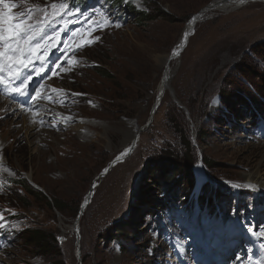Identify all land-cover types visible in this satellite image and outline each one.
I'll list each match as a JSON object with an SVG mask.
<instances>
[{
    "label": "rangeland",
    "instance_id": "374dc122",
    "mask_svg": "<svg viewBox=\"0 0 264 264\" xmlns=\"http://www.w3.org/2000/svg\"><path fill=\"white\" fill-rule=\"evenodd\" d=\"M115 1L121 4L12 0L14 12L36 9L29 23L53 17L61 5L68 8L57 27L76 22L50 52L42 77L30 81L24 104L0 86V97L28 108L23 113L38 138L33 149L21 116L13 120L0 102V212L7 220L0 264H249L253 236L264 238L257 228L264 190L245 185L240 172L264 168V3L203 13L171 62L169 87L182 106L166 90L138 131L186 22L218 0ZM76 29L73 48L100 40L66 57L63 41ZM65 59L71 63L61 70ZM32 89L41 93L36 101ZM54 109L86 120L92 137L75 133ZM134 133V149L119 162ZM33 228L44 234L43 250L25 235Z\"/></svg>",
    "mask_w": 264,
    "mask_h": 264
},
{
    "label": "snow or ice",
    "instance_id": "6c2138e0",
    "mask_svg": "<svg viewBox=\"0 0 264 264\" xmlns=\"http://www.w3.org/2000/svg\"><path fill=\"white\" fill-rule=\"evenodd\" d=\"M244 3V0H239ZM17 4L12 0H0V86H3L8 95L27 96L31 88L30 81L35 77H42L46 71V65L50 59L52 50H60L61 37L68 30V25L76 21H65L57 27V19L64 14L67 5H61L60 10L51 18H46L43 21L33 24L29 23L31 13L36 9H26L24 11L14 12ZM53 9H57V5H52ZM47 15V14H46ZM89 26L93 23L92 19L87 20ZM79 29L74 30L68 40L63 41V55L72 56L84 47L91 46L100 40L99 36L92 39L81 40L75 48L70 46L71 41L78 33ZM87 35H91L88 32ZM174 55L177 53H173ZM55 63V62H53ZM65 63H71V60H61L57 67L63 69ZM37 64L40 67H37ZM71 71V68L67 69ZM55 74V73H54ZM35 95L31 97L36 101L41 97V93L37 89H32ZM57 91L53 89V92ZM83 95V94H75ZM89 103H91L89 101ZM14 114V113H13ZM2 118V117H0ZM127 150L121 155H125ZM119 159V157H117ZM105 172L108 169H104ZM239 187V185H235ZM253 187L252 185H247ZM7 225V220L0 212V229ZM14 227V226H13ZM251 232L252 230L249 229ZM256 234V233H254ZM264 236V232L258 233Z\"/></svg>",
    "mask_w": 264,
    "mask_h": 264
},
{
    "label": "bare ground",
    "instance_id": "6f19581e",
    "mask_svg": "<svg viewBox=\"0 0 264 264\" xmlns=\"http://www.w3.org/2000/svg\"><path fill=\"white\" fill-rule=\"evenodd\" d=\"M257 1L264 3V0H244V3H240L239 0H218V1L212 2L211 4L205 6V8L200 10L198 13L194 14L186 22V24L182 30V33L179 37V40L177 41L176 45L172 48V51L170 52V54L166 57L163 73H162V75H161V77H160V79L156 85V89L154 92V103L152 105V108L156 104L160 103V100L164 96L166 90L169 89V82L172 78V75H173V72L175 69L171 65V62H173L174 60H177L179 53L183 50V48L187 44V41H188V38L191 34L193 26L196 24L197 21H199V19H201L203 13L207 12V11L230 12L232 10L239 8V7H243L244 5H246L248 3L257 2ZM76 3L80 4V2H76ZM174 52L177 54L174 55L173 54ZM18 100H20L21 104H24V99L22 96H20L18 98ZM0 102L2 104V107H5L12 114L14 113L12 116L13 120L17 119L18 116H21L22 126L26 129L27 135H32V137L34 138V140L32 141V146H33L32 148L34 149L36 147V143H37L36 139L38 140V138H37V134L35 131L36 125L33 123V121L30 120L31 118H28L24 114L25 110L28 111V108L23 106V105H19V106L11 105V102L9 101L8 98L0 97ZM54 111L55 112L53 114L62 115V118H63L62 121H64L73 131H75V133H77L81 137L88 138V139L92 137L94 132L91 129V127L87 124L86 120L81 119L79 117H74L72 115H69L66 112L61 113L59 109H54ZM48 115H49V113H48ZM102 125L104 126V124H102ZM0 129H1V127H0ZM134 136H135V133L127 139V142L124 141L123 150L121 151V153H124L126 150H127V153L123 156L120 153V155L118 156L119 162H121L123 159H125L134 149V146L136 144V142L133 140ZM135 138L137 139L136 136H135ZM262 146H263L262 147L263 149L261 151V158H262V161H264V142H262ZM112 161H114V159ZM108 167H109V165H108ZM105 169H107V168H105ZM240 177H241V180L243 182H245L244 183L245 185H252L256 188H260V189L264 190V168H261V163L258 165H254V166H249V167L246 166L245 169L241 170ZM95 185H96V183H94V185L91 187V189L88 190V192L84 198V202L82 203L83 205H81L82 209L85 208L86 205L89 203L88 201L90 200V198L92 196L93 189H94ZM73 226H75V225L73 224ZM257 228L260 229L261 232H264V223L259 225ZM253 239H254L253 241H254V245H255V256H254V260H251L249 264H264V238L260 239L257 235H254Z\"/></svg>",
    "mask_w": 264,
    "mask_h": 264
},
{
    "label": "trees",
    "instance_id": "16d2710c",
    "mask_svg": "<svg viewBox=\"0 0 264 264\" xmlns=\"http://www.w3.org/2000/svg\"><path fill=\"white\" fill-rule=\"evenodd\" d=\"M110 3H118L121 4L118 1L115 0H108ZM115 3V4H116ZM140 15L145 17L144 12H140ZM20 184L25 188V190L30 193L32 196L35 197H42L43 195L41 194V192L37 189H35L33 186H31L28 182H26L25 180H20ZM53 205L57 210L62 211L64 208L61 204H59V202L55 199H52ZM27 234L28 238L30 239V244L37 250H43L44 247H47L46 245V241H45V237L44 234L42 233L40 228H33L30 230H26L25 231V235Z\"/></svg>",
    "mask_w": 264,
    "mask_h": 264
},
{
    "label": "water",
    "instance_id": "95a60500",
    "mask_svg": "<svg viewBox=\"0 0 264 264\" xmlns=\"http://www.w3.org/2000/svg\"><path fill=\"white\" fill-rule=\"evenodd\" d=\"M168 91H169L170 95L173 97V99L177 102V104H179L180 106H182L181 103H180L178 100L175 99V95H174L173 90L171 89V87H169ZM159 104H160V103H159ZM159 104H156V105L151 109V112H150V114H149V120L147 121V123H146L143 127H139L138 131H142L145 127H147L148 124H150V122H151L152 119H153V115H154L156 109L158 108ZM116 161H117L116 159H115L114 161H111V162L109 163V167H108L107 169L109 170V169H110V168L116 163ZM33 185L35 186V188L40 189L36 184H33ZM93 185H94V184H93ZM75 222L77 223V219L74 221V225H75V227H73V228H76V224H75ZM76 245H78V243H77Z\"/></svg>",
    "mask_w": 264,
    "mask_h": 264
}]
</instances>
